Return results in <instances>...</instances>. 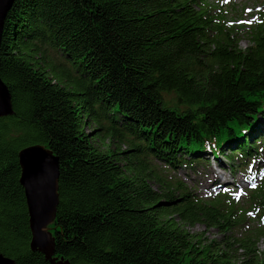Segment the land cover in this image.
Returning <instances> with one entry per match:
<instances>
[{
  "label": "trees",
  "instance_id": "16d2710c",
  "mask_svg": "<svg viewBox=\"0 0 264 264\" xmlns=\"http://www.w3.org/2000/svg\"><path fill=\"white\" fill-rule=\"evenodd\" d=\"M260 30L240 48L202 0H14L0 41L13 110L0 117V254L14 264H264V250H253L264 218L244 227L224 195L213 207L188 193L158 206L172 191L151 190L140 165L156 156L206 167L229 141L241 148L234 165L256 160L263 148L248 140L264 130ZM32 145L59 159L54 263L30 247L18 153ZM248 198L264 215V181ZM199 221L223 236L190 233Z\"/></svg>",
  "mask_w": 264,
  "mask_h": 264
},
{
  "label": "water",
  "instance_id": "95a60500",
  "mask_svg": "<svg viewBox=\"0 0 264 264\" xmlns=\"http://www.w3.org/2000/svg\"><path fill=\"white\" fill-rule=\"evenodd\" d=\"M14 0H0V41L4 19ZM11 95L0 78V117L12 115ZM19 183L23 188L31 232V250L41 252L54 263V238L47 231L58 206L59 159L43 145H32L18 153ZM0 264L14 261L0 254ZM66 264V263H63Z\"/></svg>",
  "mask_w": 264,
  "mask_h": 264
},
{
  "label": "rangeland",
  "instance_id": "374dc122",
  "mask_svg": "<svg viewBox=\"0 0 264 264\" xmlns=\"http://www.w3.org/2000/svg\"><path fill=\"white\" fill-rule=\"evenodd\" d=\"M223 1L228 2L225 5L232 6V9H230L229 7H226L227 10L229 11L228 14L239 13L241 10L242 1H245V5H250V6H254L257 3L258 4L264 3V0H236L235 2H233V0H230V1L223 0ZM256 11H257L256 9H249V10L243 11V8H242V12H240L236 17L233 18V25H234V28H236L235 34L239 38V47L240 48L246 47L248 45L247 32L246 31L248 30V28L250 26L253 25V23L256 19ZM239 21H250V23H239ZM51 51L52 50L50 49L49 52L47 53V55L44 57V60H46V58L49 55H51V57H52V54H50ZM49 62L52 65H55V66L57 65L51 59H49ZM91 127H93V126L88 125V127H87V129H90V133H92V131H93L91 129ZM210 160L213 164L218 162V160H215L213 157H211ZM158 167H160V166H158ZM205 169L208 173L207 174L208 177H206L205 180L200 178L201 177V171H202L201 168H198L195 171L189 170L190 173L187 174V178H185V177L183 178L181 174H175V175L177 177L181 178L182 181L185 184H187L188 186L192 185L190 180L193 182H196L197 185L191 186L192 189L191 188L190 189L193 190L197 194L200 201H203L207 205H211V207H213L215 204H214V201H212V200H213V197H216V196H214L212 194L216 193L217 191H220V189H219V187H215L216 184H214L213 181L210 180L211 178H213V176H215L213 179L216 178V173L214 172L212 166L210 165V166L206 167ZM178 171L181 173H188L187 168L183 169L182 167H179ZM239 172L240 171H236L235 174L238 176V175H240ZM169 173L173 174L171 172H169ZM218 173H219L218 175H226L228 173V171L224 169V170H220ZM220 180L224 181V179H220ZM147 181L149 182L150 187L153 186L155 188L154 182L151 178H149ZM227 193L226 194H222V192L220 193V195H224V197H225L224 199L221 198L222 201L227 202L228 199H231V198L238 199L240 197V192H237L233 188H229ZM200 212H201V215H203L202 218L204 220H207L206 217H204V216H206L209 212L203 211V210ZM204 223H205V221H199L196 223L193 222L188 228L189 232L190 233H196V232L206 231L205 236L207 237V239H220L223 236L222 228H216V227L207 228V227H204ZM216 223L217 222H215V221L212 222V224H216ZM54 225H55V219L53 222L49 223L47 226V231L51 234V236L54 235L53 234ZM254 248L255 249H253V250L255 251V253L262 252L264 250V239H260ZM238 254L239 255L243 254V251H240Z\"/></svg>",
  "mask_w": 264,
  "mask_h": 264
},
{
  "label": "bare ground",
  "instance_id": "6f19581e",
  "mask_svg": "<svg viewBox=\"0 0 264 264\" xmlns=\"http://www.w3.org/2000/svg\"><path fill=\"white\" fill-rule=\"evenodd\" d=\"M193 6H195V11H196V12L200 11V6H198L196 3H195ZM233 29L236 30V28H233ZM249 40H250V37L247 36V41L249 42ZM42 42H45V41H42ZM236 44H237V43H236ZM238 45H239V40H238ZM263 121H264V120L259 121V123H263Z\"/></svg>",
  "mask_w": 264,
  "mask_h": 264
},
{
  "label": "snow or ice",
  "instance_id": "6c2138e0",
  "mask_svg": "<svg viewBox=\"0 0 264 264\" xmlns=\"http://www.w3.org/2000/svg\"><path fill=\"white\" fill-rule=\"evenodd\" d=\"M239 23H250V21H239Z\"/></svg>",
  "mask_w": 264,
  "mask_h": 264
}]
</instances>
